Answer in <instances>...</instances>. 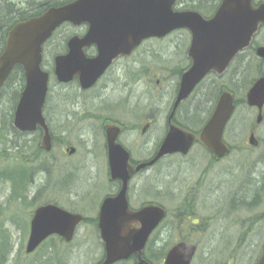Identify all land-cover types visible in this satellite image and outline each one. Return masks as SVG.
I'll use <instances>...</instances> for the list:
<instances>
[{"label": "rangeland", "instance_id": "rangeland-1", "mask_svg": "<svg viewBox=\"0 0 264 264\" xmlns=\"http://www.w3.org/2000/svg\"><path fill=\"white\" fill-rule=\"evenodd\" d=\"M14 1L18 4L22 1L21 7L30 8L39 0ZM188 1L178 0L177 7H184ZM66 29L73 33L80 31L75 27ZM255 40H258L255 46L264 45V29ZM56 43V40H52L46 46L42 63L49 73L46 118L55 134L53 149L49 153L39 152L42 155L28 163L34 166V173H31L33 181L26 185V196L9 198L13 192L10 180L18 192L28 180L29 169L16 163V159H19L16 156H20L19 149H7L12 157L15 156L12 161L0 157V170L8 166L3 169L8 178L0 179V238L6 239L9 244L3 264H94L101 258L102 242L97 230L90 224H81L69 243L48 239L35 251L25 253L30 216L37 206L56 201L60 205L74 206L85 216L96 217L97 204L113 190L108 176L104 132L100 129L103 121L111 116L126 124L127 129L119 140L134 159L148 155L166 131L167 112L179 82V76L173 74L171 69L177 71L179 67L188 66L185 52L189 34L185 30H178L164 38L144 41L131 56L118 60L94 87L80 90L76 81L62 84L55 80L53 56L56 51H63L62 45L58 47ZM250 53L249 77L264 74V58H255L253 51ZM244 67L239 74L244 75ZM249 77L246 76V80ZM206 86L202 84L179 110L181 115H185L183 112L188 108L191 111L198 108V114L187 113L189 116L185 118L193 126L190 128L195 130L201 128L210 115L209 103L215 94L213 88ZM245 91L242 92L243 98ZM9 113L10 103L8 95H5L0 101V116ZM256 116L255 109L245 102L237 105L223 135L232 148L231 152L215 163L210 162L206 172L210 154L203 146L196 144L187 157L166 156L130 181L131 203L148 200L161 203L167 210L164 224L178 221L174 212L176 206L194 205L189 214L183 212L179 219L208 224L207 230L204 226L196 225L193 226L194 232L191 231L189 235L185 233L188 239L199 242L198 253L206 257V264H255L262 251L264 229L254 224L253 229L242 236L241 225L235 220L237 212L233 213L230 207V200L234 205V193L249 199L250 190L239 189V184L246 179L245 170L250 172L259 158L264 160V151L260 153L262 146L257 150L248 144L252 129L256 138L264 144V108L259 124H256ZM147 122L148 126L142 132ZM32 136L28 133L17 142L19 145L26 143L20 151L23 155L33 152L34 145H30ZM69 146L75 147L71 155L65 151ZM14 163L16 165L12 166ZM49 164L54 166L51 171ZM260 168L257 165V174L254 172L250 176L254 179L260 177L258 171L263 173L264 167ZM46 179L51 182L50 190H46L47 185L44 188ZM249 183L250 179L246 181V184ZM259 184L262 187L264 183ZM195 185L196 188H193ZM155 186L160 191L158 195H154ZM196 189L197 193H192ZM260 195L261 203L257 207L264 211V191ZM249 215L242 213L241 217ZM176 236V232L170 233L168 240L162 244L165 250L174 243ZM239 237L244 238L241 243ZM156 247L160 246L151 243V249ZM153 261L154 264L161 263L156 258ZM199 262L200 256L197 254L192 264H204ZM122 264H132V261Z\"/></svg>", "mask_w": 264, "mask_h": 264}, {"label": "water", "instance_id": "water-1", "mask_svg": "<svg viewBox=\"0 0 264 264\" xmlns=\"http://www.w3.org/2000/svg\"><path fill=\"white\" fill-rule=\"evenodd\" d=\"M177 0H73L52 6L38 15L16 22L8 31L0 53V88L14 66L19 65L25 82L17 101L13 126L20 131L42 130L40 146L51 149V134L43 116L49 74L41 67L42 45L64 22L73 26L87 24L84 35H72L67 40V52L53 59V74L58 82L77 78L80 89L95 84L111 62L119 55H129L148 38H162L177 29L190 33L187 55L189 67L180 76L168 130L155 155L146 162L132 165L128 151L117 142L120 128L105 125L109 176L119 180L121 187L115 196L106 197L98 213V229L104 244L105 258L100 264H112L133 255L135 264H150L142 256L151 231L164 218L161 206L146 204L133 211L128 207L126 192L131 176L151 166L161 157L187 154L198 140L215 158L225 156L229 148L222 136L235 105L233 95L223 90L212 113L198 134L172 122L178 104L185 100L195 86L210 72L221 75L234 56L246 48L260 25H264V2L257 6L252 0H220L214 14L205 18L195 10H176ZM94 45L95 56H87L85 49ZM264 57V46L256 49ZM247 105L257 107L256 121L262 119L264 104V75L257 78L245 94ZM248 142L255 144L250 134ZM71 147L69 153H73ZM83 220L79 213H71L54 204L37 207L30 220L25 252L30 253L49 235L57 234L65 241L73 237L75 227ZM136 226H135V225ZM196 246L185 242L175 244L167 253L164 264H190ZM257 264H264V252Z\"/></svg>", "mask_w": 264, "mask_h": 264}, {"label": "trees", "instance_id": "trees-1", "mask_svg": "<svg viewBox=\"0 0 264 264\" xmlns=\"http://www.w3.org/2000/svg\"><path fill=\"white\" fill-rule=\"evenodd\" d=\"M68 1L71 0H39L37 1V3H35V6H32L30 8H24L21 7L20 5L23 3L21 1V3H16L14 0H0V52L2 51L4 44H5V39L7 36V32L8 30L12 27V25L14 23H16L19 20H23L26 19L28 17L31 16H35L39 13H41L42 11L46 10L48 7L51 6H57L63 3H66ZM19 2V1H18ZM32 5V4H31ZM218 5V0H189L187 3H185L184 7L182 8H178L176 7V9H193L196 10L198 12H200L203 16L208 17L210 16L214 10L216 9ZM177 6V3H176ZM28 7V6H27ZM71 28V26L67 23L62 24L52 35V37L47 41V43L44 45L43 50L45 51L46 46H48V44L52 41V40H56V44L58 45V47H61V45L64 46V43L66 41V39L69 37L70 34H72L73 32H69L66 28ZM255 40L253 41L252 45H250L244 53H240L238 54L235 59L233 60V62L231 63V65L229 66L228 70L225 72L223 77H215L214 75H208L200 84V86L202 84H207V88L214 89V99L211 100L210 104V111L213 108V105L217 99L218 94L220 93V91L222 89H228L230 90L235 97V104H243L244 98L242 95V92L244 90H246L248 88V86L253 82L254 80V76L249 77L248 71H249V60L251 59V57L249 56V52L252 51V49L254 48V44H255ZM56 53H59L56 51ZM186 53V52H185ZM245 66V67H244ZM244 67L245 72L243 70V74H239L240 69ZM185 69V67H179V69L177 71H175V69L173 70V68L171 69V72L175 75H180L181 72ZM229 73H231V75H229ZM230 76V77H229ZM246 76H248L250 79L246 80ZM254 77V78H253ZM224 78L226 80H224ZM241 81V82H240ZM24 86V75H23V71L19 66H15L9 76L7 77L6 81L4 82V84L2 85V87L0 88V101H2V99L5 97V95H8V99H9V103H10V112L9 115H1L0 116V157L5 158V159H9L10 161H12L14 157H12L7 151L11 148L14 149V147H16V145H10V135H15V134H21L19 131H17L13 126H12V118H13V110L15 108V105L18 101V98L20 96V92L22 90ZM238 93L239 96L238 97ZM188 102V101H186ZM185 102V103H186ZM184 105L181 104V106ZM180 106V107H181ZM180 107L178 109V111L180 110ZM196 111H198V109H196ZM180 112V111H179ZM198 113H191L190 115H196ZM189 115L187 113H185V115H181L180 113H176L175 114V121L176 123L181 126L182 128H185L187 130L190 131H197L194 128H190L193 126H190L186 121L185 118H187ZM184 117V118H182ZM180 118H182L180 120ZM37 138H34L33 140H31V143L36 146L37 150H39V146L37 144L38 142V138L40 136L39 132H35L33 133ZM55 135V134H54ZM24 142V141H23ZM24 144H26L24 142ZM20 147V151L23 150L24 146L19 145ZM8 149V150H7ZM18 151V152H20ZM22 161H23V167H26L27 169H29L30 172V168H28L27 165L31 162V159H29V161L27 160L26 156L23 155L21 153L20 155ZM25 173V172H22ZM8 177H6L4 175L3 170H0V179H6ZM11 184H12V189L13 192L10 195L9 198L12 197H16L17 193H16V188H14V183L12 180ZM248 190V189H247ZM84 221L86 222H96V219L93 217H85ZM9 244L8 241H6L5 239H3L2 241H0V264H3V258L4 256H6V252L8 251ZM149 250V248H148ZM146 250L145 252V256L148 258L150 257L149 251ZM152 259V258H151Z\"/></svg>", "mask_w": 264, "mask_h": 264}, {"label": "flooded vegetation", "instance_id": "flooded-vegetation-1", "mask_svg": "<svg viewBox=\"0 0 264 264\" xmlns=\"http://www.w3.org/2000/svg\"><path fill=\"white\" fill-rule=\"evenodd\" d=\"M260 1H263V0H253V4L256 6ZM219 2H220V0H218V3ZM86 28H87L86 25H81L80 26V30L82 31L80 35H82V34L85 33ZM86 54L87 55H90V56L91 55H95L96 54V48L94 46H92V47L86 49ZM132 54H133V52L130 55H128V56H119V57H117L112 62V64L108 67V69L106 70V72L104 73V75L106 73H108L110 70H112L113 66L115 65V63L118 60L124 59V58H128ZM200 84H201V82L194 88V90L192 91V93L190 94V96L185 101H188L191 97H193L195 95V93H197L198 89L200 88ZM201 93H203V92H201ZM179 107L175 109L174 113H179V111H178ZM253 109H255V111H257L256 108L253 107ZM171 110H172V107L170 106L167 113L168 114L171 113ZM58 113H60V112H58ZM183 113H199V112L196 111V110L195 111H191L188 108ZM168 114L166 116V131L168 129ZM173 116H175V114ZM173 121L176 122L174 117H173ZM109 122L110 123H113V124H115V125H117V126L120 127V133H119V135H121L125 131V129H127L126 124L122 123L118 119H114V120L109 119L108 123ZM48 125L50 127V123L49 122H48ZM104 125H105V123L103 124V127H104ZM147 126H148V122L144 125L143 128L146 129ZM37 131L39 132L40 130H37ZM51 131H52V129H51ZM166 131H165V133H166ZM252 131L255 132L254 129H252L250 132H252ZM52 133H53V131H52ZM25 134H28V133H25ZM53 136H54V134H53ZM53 136H52V138H53ZM160 142L161 141H159V143ZM196 144H199V145L203 146L201 143L195 142L193 144L192 148L189 150V152L186 155H182L180 153H175L173 155H178V156H180L182 158H185V157H187L191 153L194 145H196ZM261 146H262V148H261L260 153L262 151H264V150H262L264 148V144H263L262 140L258 139V137H257V142H255V145L253 147L258 150ZM157 147H158V144L154 147V149H152L150 151L151 157H153L155 155V152L157 150ZM16 148L17 149L19 148V144L18 143L16 144ZM40 149H39V152L41 153L42 151ZM205 150L210 154V159L208 160V164H207V167L205 169V172H206L207 169H208V166H209L210 162L211 163H215L220 158L219 159H213L211 153L206 148H205ZM39 152H37L36 155L32 154V158L33 159L34 158L38 159V157L40 155H42ZM49 152H51V150L50 151H47V152H44V153H49ZM260 153H259V155H260ZM259 155H258V158H259ZM44 159L45 158L43 157V161H44ZM256 162H260V164H263V167H264V160H262V159L259 158ZM48 166H49V171H51L52 168L54 167L51 164H49ZM33 170H34V167L30 168V172H29L28 176L26 177V179H28V180H26L24 182V184H23V186L21 188L22 190H20L19 192L17 191V196H19V197L26 196L25 195L26 185L29 182H32L33 181V179H32L33 174L31 175L32 172L34 173ZM140 173L141 172H138L137 174H140ZM258 174H260L261 177H260L259 181L255 183V188L256 189L255 190L248 191V193H251L250 196H249V199H243L241 196H239L237 194H234L235 195L234 200H233L234 205H232V200H230V202H231V206L230 207L234 211L233 213L237 212V215L235 216V218H236L235 220L241 225L240 226V233H242L241 234L242 236L243 235H246L249 231H251L253 229L254 224H255V226L257 225L258 228H261L262 230L264 229V211H260V209L257 207L258 205L260 206V203H261V200H260V197H261L260 192L264 191V184H263L262 187H261V184H259V183H262V182L264 183V172L263 173L259 172ZM248 178L250 179V182H251L252 179H254L253 176H249ZM109 181L113 185V190L110 193H106L104 195V197L102 198V200L100 201V203L97 204L98 205V211H99L100 205H101L102 201L104 200V198L107 197V196H115L118 193V191H119V189L121 187V182L119 180H113V179L109 178ZM129 184H130V182H129ZM129 184H128V191H127V201H128V205H129V208L130 209H132V210H139V209H141L147 203H150V202L151 203H157V201H155V200H148V201H145V202H141L139 204H133V203H131L130 193H129L130 192V185ZM257 184H258V187H257ZM46 185H47L46 190H50V188H51V182H50V180L47 181V179H46V181L44 182V188H45ZM193 188H196V185L193 186ZM153 191L155 192L154 195H158L160 193V191H158V187L157 186H155V188L153 189ZM195 192L197 193V189L196 190H192V193H195ZM74 196H77V195H74ZM230 199H231V196H230ZM184 201H187V199H185ZM193 208H194V205L192 203L189 204V205H187V206H178V207L176 206L174 208V212L176 211V218H178V221L171 222L170 223V225L172 226L171 227L168 224H164V220H163L160 224H158L152 230V232L150 233V235H149V237L147 239V242H146V245H145V248H144V257L150 262V264H154V261H153L154 258L158 259V261L161 262L160 264H164L165 257L167 255L168 251L175 244H177L179 242L193 243L196 246V252H195V254L193 256V259H192V261H191L190 264H192L193 261L196 259L197 254L200 256V262H203L204 264L207 263L208 260L206 259V257H203V254L201 255V254L198 253V251H199V249H198L199 242H197L196 240H193L192 238L191 239H188L189 236L188 237H185V233H186V235L187 234L189 235L191 231L194 232L195 231V228L193 226H196V225L204 226L206 228V230H207L208 224L207 223H199L198 220H192L190 222H187V221L184 222L183 219L182 220L179 219V217L182 215L183 212H186V213L189 214L190 210H192ZM98 211H97V215H98ZM242 213H248L250 215L247 216V217H245V216L244 217H241V214ZM166 214H167V212H166ZM97 215H96V219H97ZM188 217L189 216H187V218ZM238 219L241 220V221H239ZM81 224H90V225H92V227L93 228L95 227V229L97 230V232L99 234L97 220H96V222H86V221H84ZM230 225H231V223H230ZM172 232H176V234H177L176 239H175L174 243L170 244V246L165 250L164 247L162 246V244L168 240L167 237H169L170 233H172ZM75 233H76V231H75ZM54 236L57 237V238H53ZM48 239H58V241H61V242L64 241L62 237H60L58 235H55V234L49 236L48 238H46L44 240V242L46 240H48ZM238 239H239L240 243L244 240V238H240V237ZM238 239H236V240H238ZM54 241H57V240H54ZM151 243H153L154 245H159L160 247H156L155 249H153V248L151 249L150 248ZM248 244H250V243H248ZM148 248H149V250H148ZM146 250L149 251L150 257L151 258L153 257V259L148 258V257L145 256ZM104 256H105V254H104V248H103L102 256H101V258L99 260H97V262L95 264H100L104 260ZM126 260L127 261H132V264H135L136 263V258L134 256H130L127 259L119 260V261L115 262L114 264H122V263L127 262Z\"/></svg>", "mask_w": 264, "mask_h": 264}, {"label": "bare ground", "instance_id": "bare-ground-1", "mask_svg": "<svg viewBox=\"0 0 264 264\" xmlns=\"http://www.w3.org/2000/svg\"><path fill=\"white\" fill-rule=\"evenodd\" d=\"M13 112H14V110H13ZM12 112V113H13ZM11 113V112H10ZM21 134H15V135H10V142H9V144L10 145H16L17 144V142H18V140L19 139H23V137H24V135H26L25 134V132H20ZM71 147H73L74 148V151H75V147L74 146H69V147H67L66 148V151L67 152H69V150H70V148ZM127 151H129V149H127L125 146H123ZM257 165H259L261 168L263 167V164H260V162H255V164H254V167L252 168V170L249 172V171H246L245 170V177H246V179L243 181V182H241L240 184H239V189H248V190H255L256 188H255V183L256 182H258L259 181V179H260V177H258V178H256V179H252L251 180V182L249 183V184H246V181L249 179L248 177L250 176V174H252V173H254L255 172V174H257ZM260 168V169H261ZM259 169V170H260ZM249 172V173H248ZM258 173H259V171H258ZM235 194V193H234Z\"/></svg>", "mask_w": 264, "mask_h": 264}]
</instances>
